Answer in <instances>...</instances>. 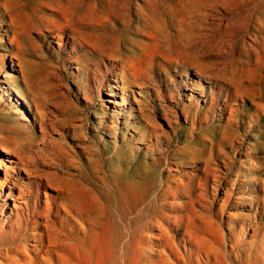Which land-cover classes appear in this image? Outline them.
I'll list each match as a JSON object with an SVG mask.
<instances>
[{
  "label": "rangeland",
  "instance_id": "374dc122",
  "mask_svg": "<svg viewBox=\"0 0 264 264\" xmlns=\"http://www.w3.org/2000/svg\"><path fill=\"white\" fill-rule=\"evenodd\" d=\"M59 2H15L21 51L10 45L0 15V132L20 127L19 141L42 147L39 127L23 129L30 104L31 119L46 111L47 159L67 148L70 168L63 171L75 180L94 167L95 199L84 193L73 204L74 211L102 217L92 264H129L141 236L142 258L180 264L177 257L189 254L180 242L189 224L186 230L208 243L222 240L215 246L227 264H264V0H94L93 8L75 7L77 33L42 22L56 20L52 10ZM82 35L91 45L74 48L72 37ZM129 60L145 74L138 84L121 72ZM11 166L0 158V179ZM43 193L52 208L61 202L56 189ZM7 213L0 215V264H7L3 256L16 246L14 237L27 247L17 264H36L33 224L18 231L14 213ZM162 230L171 241L157 248ZM204 250L193 264H206ZM68 252L64 260L55 253L43 263H88L81 251Z\"/></svg>",
  "mask_w": 264,
  "mask_h": 264
},
{
  "label": "bare ground",
  "instance_id": "6f19581e",
  "mask_svg": "<svg viewBox=\"0 0 264 264\" xmlns=\"http://www.w3.org/2000/svg\"><path fill=\"white\" fill-rule=\"evenodd\" d=\"M16 1L17 0H0V15H1L2 19L4 21H6L5 24L9 29V30L5 31V34L9 40L10 45L12 46V48H15L16 50L21 51L22 47H23L22 44L20 43V35L21 34L19 33L20 31L17 30V28H18L17 27L18 26L17 21L19 19V16L17 17L15 15L16 12L14 11ZM84 3H87L90 8H93L94 0H60V2L57 3L58 5L55 8H53V10H52V13L56 17V20H53V19H55V18H53L52 20L50 19V21H46L47 20V16H46V19L43 20L42 22L49 24V25H52L53 28H56L59 32L65 33L67 31H71L72 33H77L78 31L74 27L72 15L75 14V10H74L75 7L77 5L84 4ZM43 4H45V2ZM41 5L42 4H40V6ZM47 5H50V4H47ZM49 8H47V9H49ZM18 12H19V10H18ZM43 17H45V16H43ZM16 18H18L17 21H16ZM9 32L12 33V36H10L8 34ZM86 37L87 36H85V35H82L81 39L76 38V37H72L74 48L83 49L84 47L91 45L88 42V40L86 39ZM0 42H1V40H0ZM124 60H125V58H124ZM130 60H132V59H130ZM130 60H129V62H127L125 64L126 66L125 65L122 66L121 72H122V74H126L127 72H129V75L133 79L134 84H138L139 80H142L141 74H143V72L142 73L140 72V69L138 68V65L136 64V62H133ZM18 61H20V60H18ZM250 62H251V60H250ZM252 63H255V61ZM18 66L21 68L20 69L21 73H23V75L22 74L21 75L23 76V81H24V84L26 85V91L28 94L32 95V102L34 103V106L39 109L40 108V105L38 103L39 98H38V96L34 98L35 93L33 92L32 87L28 83V81H30V80L27 81V77H25L24 71H23L20 63L18 64ZM141 69H142L141 71L144 70L143 68H141ZM143 75H145V74H143ZM250 76L252 77V75H250ZM254 77L256 78V76H254ZM261 77H264V75ZM122 78L125 80L124 76H122ZM232 78H234V77H232ZM235 78H237V77H235ZM260 80H262V78ZM230 81H231V79H230ZM242 90H244V88ZM253 91H255V90H253ZM238 92H240V91H238ZM14 93H16L17 95L19 94V92L17 90L14 91ZM256 94H258V93H256ZM234 96L235 95H233V97ZM259 96L261 97V95H259ZM24 102L27 104L26 100H24ZM135 103L139 104V101L137 99H135ZM26 108H28V112H26V115L24 116V121L26 122L25 123L26 125L23 127V129L28 130L29 132H33V131H35V129L37 127H39L43 144L41 145L42 147H40L39 145H34L32 142L19 141V138L25 134V132L20 127H9L8 126V128L5 127V129L1 128L2 131L0 132V149H1L3 154H0V158L3 161H5V160L9 161V163H11L13 167L11 166L12 168L10 170L6 169L4 175L2 176V179H0V215H1V217H4V215L8 214L7 209H9L10 212H12V214L14 213L16 220L18 222L17 223L18 231H20L21 228H25L24 227V226H26L25 222L30 221L33 224L32 229L38 233L37 234L38 245L34 246V248L31 250V252L35 255L34 261L36 264H44L43 263L44 261H48V262L51 261L52 258L54 257L53 255L55 253L60 254L59 256L61 257V259L64 260L67 258L66 254L69 253L68 251H72V250H74V251L77 250V251H81L82 253H84L88 257V261H87L88 263L87 264H92L91 259H92V254H93L92 251L93 250L90 247L92 246L94 239L99 234L98 228L101 224L102 217L99 215V213H96V212L91 211V210L89 213L85 214V212H84V214H83L79 211V209H78V211L77 210L74 211L73 208H75V206L78 205L77 202H79V201H76V199H78L80 196L84 195V193H86L92 201H93V199H95L94 196H95V187L96 186L93 185V179H91V177L94 178V167L91 168L90 173H88L86 176H83L81 179H78V180H75V178L70 174H68L66 176L65 172L63 171V167L66 169L70 168L69 166L65 165L66 162H69V160H70V155H69L67 148L62 149L61 151L52 152L50 154L49 159H47V157L45 156V153L47 152L46 138L48 136L47 127L45 126L46 111L43 110L42 112H38L39 118H36L35 117L36 115L33 114V112H32L33 118L31 119V116H30L31 106H30V104H28ZM257 111H258V109H257ZM140 112L142 113V115H144L143 110H140ZM16 113H17V111H15L13 114H16ZM259 114L261 117V113H259ZM234 118H235V116L233 117V119ZM229 119H228V121H229ZM198 121H200V120L198 119ZM230 121H232V120H230ZM256 121H259V120L256 119ZM227 124H229V123H227ZM36 125H38V126H36ZM256 126H255V128H256ZM230 128H231V126H230ZM234 132H235V130H234ZM230 135L231 134H229V136ZM206 146H207V144H206ZM57 153H59V159L60 160L58 159ZM85 154L88 155L89 159L91 160V164H92L93 163V154H91V152L90 153L88 152ZM56 160H59V162H57ZM3 163H5V162H3ZM40 165L42 167L54 168V169H56L55 170L56 172L53 174H47L40 169V167H39ZM92 166H93V164H92ZM245 173H247V172L245 171ZM44 180H46V181L44 182ZM198 186H200V185H198ZM49 187L57 190L58 199L61 201L54 208H52V206L48 203L49 198L47 197L46 193H43L44 190H48ZM205 188H206V186H205ZM199 189H197V190H199ZM203 190H205V189H203ZM175 194H176V192H175ZM42 196H45L47 199L45 204L42 203ZM9 200L13 202L12 208L11 207L9 208ZM80 201H82V200H80ZM73 204H77V205L74 206ZM207 220H209V219H207ZM207 220H205V222H207ZM198 222L200 223V221H198ZM195 223H197V222L195 221ZM189 225L186 228H188V227L190 228L191 225L190 226ZM199 225H197V226H199ZM195 226H196V224H195ZM214 226H215V223H214ZM186 228H185L184 232H186L187 235H184V236L182 235V238H180V242L183 243L184 246L188 247L189 254L187 257H182V258H184V260L181 257H177V258H180V261H179L180 264H193L194 263L193 256L195 254L199 256L200 251L203 248H205V250L207 249V251L204 250L205 252H207L206 264H227L225 261V256H223L218 250V248H221V247L217 248L215 246V245L222 246L220 244L221 242H219L222 240H219L218 244H216V242H215V244H213L212 242L208 243L203 238H199V237L195 236L193 231H190V230L187 231ZM199 228H202L201 230H204L203 227H199ZM218 228H219V226H218ZM176 229L178 230L179 226H177ZM195 229L198 232L200 230L196 227H195ZM232 229L234 232L235 227H233V224H232ZM209 230H211V229H209ZM259 230H261V229H259ZM166 232L167 231L162 230L159 232L160 233L159 235L157 234L158 238H160L159 239L160 242H159V245L157 248L165 247L168 245L169 241H171L168 239V233H166ZM185 236H189L190 240H187L185 238ZM199 236H202V235L199 234ZM214 236H215V234H214ZM205 237H209V236H205ZM262 237L264 239V233H263ZM143 238H145V236H141V238L137 242V247L134 248L133 252L131 253L132 257H130L131 259H129L130 260L129 264H146V262H148L150 264L152 263V261L146 260L145 258L141 257L142 251L144 250L142 247L143 246V242H142ZM134 240L136 241L137 239H134ZM13 241H14L16 246L7 250V253L4 254V256H3V259L6 261L7 264H17V263H19V258H21V257L25 258V255L27 254V247L24 245H21V242H22L21 239H19L18 237H14ZM209 242H210V240H209ZM223 242H224V240H223ZM254 242H257V241H254ZM231 244H233V242ZM192 245H196L198 247V251L196 249H193ZM224 245H226V243ZM128 246L130 247V245H128ZM232 246H234V245H232ZM244 246H245V244H244ZM49 247H51V248L48 249ZM56 249L64 250V253H59L58 251H55ZM159 251H160V249H159ZM224 252H222V253H224ZM10 253H12V255ZM161 254L159 255V258L160 257L164 258L163 257L164 253L162 255ZM173 255H175V254H173ZM176 256H178V255L176 254ZM232 256L234 257V255H232ZM211 257H212V260H214V263H212ZM164 260H161V261H164ZM177 260H179V259H177ZM181 260H182V262H181ZM196 261H197V258H196ZM258 263H260V262H258ZM126 264H128V263L126 262ZM229 264H231V263H229ZM253 264H254V262H253Z\"/></svg>",
  "mask_w": 264,
  "mask_h": 264
}]
</instances>
